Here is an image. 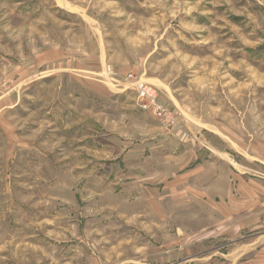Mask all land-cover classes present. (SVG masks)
Instances as JSON below:
<instances>
[{"label": "rangeland", "instance_id": "1", "mask_svg": "<svg viewBox=\"0 0 264 264\" xmlns=\"http://www.w3.org/2000/svg\"><path fill=\"white\" fill-rule=\"evenodd\" d=\"M258 252L264 0H0V264Z\"/></svg>", "mask_w": 264, "mask_h": 264}, {"label": "crops", "instance_id": "2", "mask_svg": "<svg viewBox=\"0 0 264 264\" xmlns=\"http://www.w3.org/2000/svg\"><path fill=\"white\" fill-rule=\"evenodd\" d=\"M248 247H250L251 249V246L248 245ZM256 255H257L256 257H250L251 259H249L248 262L249 263L254 262L255 264L260 263L263 258L262 253L259 254L258 252Z\"/></svg>", "mask_w": 264, "mask_h": 264}, {"label": "built area", "instance_id": "3", "mask_svg": "<svg viewBox=\"0 0 264 264\" xmlns=\"http://www.w3.org/2000/svg\"><path fill=\"white\" fill-rule=\"evenodd\" d=\"M147 95V96H149V94H147V92H143L142 94H141V96H144V95Z\"/></svg>", "mask_w": 264, "mask_h": 264}]
</instances>
